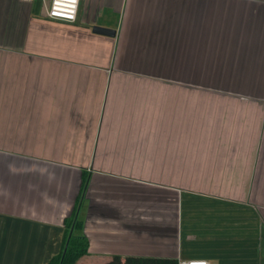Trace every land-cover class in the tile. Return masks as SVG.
I'll list each match as a JSON object with an SVG mask.
<instances>
[{
    "label": "crops",
    "instance_id": "obj_1",
    "mask_svg": "<svg viewBox=\"0 0 264 264\" xmlns=\"http://www.w3.org/2000/svg\"><path fill=\"white\" fill-rule=\"evenodd\" d=\"M48 3L0 0V264L75 213L78 264H264V0Z\"/></svg>",
    "mask_w": 264,
    "mask_h": 264
},
{
    "label": "trees",
    "instance_id": "obj_2",
    "mask_svg": "<svg viewBox=\"0 0 264 264\" xmlns=\"http://www.w3.org/2000/svg\"><path fill=\"white\" fill-rule=\"evenodd\" d=\"M88 187L85 181L83 191ZM84 223L78 219L77 214L67 221V236L63 250L47 264H78L89 254L90 242L84 234ZM106 264H179L177 259L128 257L123 260L120 256L114 257Z\"/></svg>",
    "mask_w": 264,
    "mask_h": 264
},
{
    "label": "built area",
    "instance_id": "obj_3",
    "mask_svg": "<svg viewBox=\"0 0 264 264\" xmlns=\"http://www.w3.org/2000/svg\"><path fill=\"white\" fill-rule=\"evenodd\" d=\"M34 2L35 0H23ZM44 3L47 0H43ZM81 0H49L47 8L48 18L56 21L74 23L77 20ZM179 264H210L207 260H182Z\"/></svg>",
    "mask_w": 264,
    "mask_h": 264
},
{
    "label": "water",
    "instance_id": "obj_4",
    "mask_svg": "<svg viewBox=\"0 0 264 264\" xmlns=\"http://www.w3.org/2000/svg\"><path fill=\"white\" fill-rule=\"evenodd\" d=\"M99 31H102V30L99 29ZM103 31H104V30H103Z\"/></svg>",
    "mask_w": 264,
    "mask_h": 264
}]
</instances>
